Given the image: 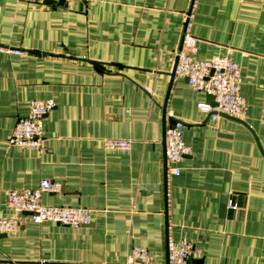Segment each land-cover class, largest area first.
<instances>
[{
    "label": "crops",
    "instance_id": "0c3cea01",
    "mask_svg": "<svg viewBox=\"0 0 264 264\" xmlns=\"http://www.w3.org/2000/svg\"><path fill=\"white\" fill-rule=\"evenodd\" d=\"M187 13L193 58L240 64L241 121L213 119L199 106L211 95L172 79ZM0 45L25 50H0V216L10 190L43 178L63 185L45 205L92 215L80 228L23 215L0 233V264H126L136 246L167 264L168 241L184 237L203 251L190 264H264V0H0ZM36 98L56 103L44 149L9 144ZM173 119L192 148L179 175L166 158Z\"/></svg>",
    "mask_w": 264,
    "mask_h": 264
},
{
    "label": "built area",
    "instance_id": "2783aa9c",
    "mask_svg": "<svg viewBox=\"0 0 264 264\" xmlns=\"http://www.w3.org/2000/svg\"><path fill=\"white\" fill-rule=\"evenodd\" d=\"M46 1V0H39ZM58 1V0H53ZM199 38L192 32L191 13L186 14V21L180 47L177 51L176 76L185 77L196 91H205L217 103H200V109L209 113L213 119L221 114H228L244 119L247 116V101L240 92L242 69L239 63L228 55H215L209 59H195L192 53L197 51ZM0 50L17 54L25 53L24 49H11L0 45ZM56 103L52 98L33 99L28 114L19 119L8 143L19 147L43 150L45 133L44 119L54 109ZM170 117H174L172 112ZM166 158L171 173L179 175L181 160L192 153V148L184 141V123L173 119L166 128ZM108 149L129 150L130 139L106 138ZM62 183L49 178L41 179L35 188L12 189L8 192L7 208L9 215L0 216V233L18 230L19 219L25 214L42 223L52 221L73 228H80L91 222L89 209L82 207L48 206L42 202L44 192H60ZM229 207L235 208L231 203ZM202 259L203 251L187 237L168 241L167 264H190L191 259ZM13 264H52L47 259L37 261L14 262ZM126 264H156L147 248L136 246L130 253Z\"/></svg>",
    "mask_w": 264,
    "mask_h": 264
},
{
    "label": "water",
    "instance_id": "95a60500",
    "mask_svg": "<svg viewBox=\"0 0 264 264\" xmlns=\"http://www.w3.org/2000/svg\"><path fill=\"white\" fill-rule=\"evenodd\" d=\"M47 2H49V3H53V0H46ZM59 3L61 4V5H63L64 3H65V0H59ZM176 66H177V64H176ZM176 76V67L174 68V70L172 71V73H171V77H172V79H174V77ZM215 105H217V103L215 102ZM242 119H240V121H241ZM165 132H166V129H165ZM19 223V222H18Z\"/></svg>",
    "mask_w": 264,
    "mask_h": 264
}]
</instances>
